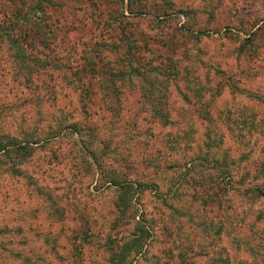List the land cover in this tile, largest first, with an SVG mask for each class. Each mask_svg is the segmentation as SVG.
I'll list each match as a JSON object with an SVG mask.
<instances>
[{"label":"rangeland","instance_id":"374dc122","mask_svg":"<svg viewBox=\"0 0 264 264\" xmlns=\"http://www.w3.org/2000/svg\"><path fill=\"white\" fill-rule=\"evenodd\" d=\"M22 2L37 5L0 0V22ZM54 3L48 44L66 66L41 74V97L0 66V142H35L25 157L0 153V264H114L91 241L109 231L120 191L107 183L113 175L151 184L127 195L130 223L114 231H152L131 264H264V196L251 190L264 187V0ZM99 41L118 44L124 61L138 48L148 65L134 64L146 74L171 71L149 75L159 88L151 93L140 72L108 63L109 73L133 76L116 83L124 94L99 90L96 75L86 93L70 75L91 66ZM121 100V111L110 109Z\"/></svg>","mask_w":264,"mask_h":264},{"label":"trees","instance_id":"16d2710c","mask_svg":"<svg viewBox=\"0 0 264 264\" xmlns=\"http://www.w3.org/2000/svg\"><path fill=\"white\" fill-rule=\"evenodd\" d=\"M34 1H36L37 5L28 9H25V5H23L24 3L22 2L21 5L23 6L21 10L19 9V6V8H17L14 12H11L10 14L7 13L5 20L0 22V66H10L13 80L18 81L21 85H23L27 90L26 92L28 95L38 99L41 97L38 92V89L42 87V85L38 83L41 74L50 73V71L52 72L53 70L57 69L61 70V68L63 69L66 64L63 62V57L57 55L56 53V56L53 54L52 48L51 50L49 49L51 45L48 44L51 43V41L54 43L55 37L57 35L53 28V24H51L49 17L51 16L49 14L50 10H48L53 9L56 4H51V0ZM43 1L47 3V5H43ZM132 10L133 5L130 4L126 11H129L131 14H133V17H135L134 14L136 12H132ZM127 18L128 16L125 14V9L122 8V11L118 13V16L113 20L118 25L122 26L126 24L125 20ZM118 28L122 30L120 27ZM183 32L189 33V31L186 29H183ZM119 40H122V37H120ZM120 42V44L124 46L126 39H123ZM117 45L118 44L108 45V43H105V41L96 42L92 45L94 48H90V50L87 52V55L90 56L89 60L91 61V66H79L72 73V75H70L76 79L75 82L81 84L84 92L88 93V91L91 89V93H93L91 79H94V75H96L102 79L101 83L97 85L99 90H102L104 87L105 89H113V93L116 95L124 94V92L119 89L116 83L118 81L125 82L133 80V78H131L133 76H125L123 74V70L118 69L116 72L109 73L106 69V67L109 66L108 63L116 66V68H119L123 64L125 68L132 69L134 73L135 71L140 72L141 74H138L143 75L142 79L146 81L148 85L146 88L149 90V92L153 93L155 89H159L156 88L154 82L149 79V75L155 72L158 75L161 73H169L168 71L171 68L169 70L165 68H153L148 70L146 74L145 71H140L136 67V64H134L139 60V62H145V64L148 65L146 61H142L140 59V53H138L140 50L136 48V51L132 52V50L128 48L129 51L126 54L124 61L123 54L120 53L122 50H115L118 47ZM10 48L13 49L11 50ZM40 48L48 49V52L36 50ZM109 51L111 52L110 55L113 57L112 61L107 59V55L105 54ZM116 53H119V55H116ZM167 61V64H164V62H159L156 64V66H168V64L171 66V62L169 60ZM88 63L90 65V62ZM150 66H155V64H152L151 62ZM108 77L109 84L106 86L105 79ZM124 78L126 79L123 80ZM45 87L48 89V85ZM25 89L23 90L24 93H26ZM149 96H151V94H149ZM157 104H162V106L165 107V98L163 101H153L151 105L153 108H156ZM114 106L118 108L115 110L121 111L123 106L122 100L115 102L112 107L110 106V109H112ZM156 112L159 115V119L161 121L162 118L164 119L166 117L163 115V111L157 110ZM73 129L76 135L79 136L81 134L79 126L75 125ZM79 140L82 147L85 146V151L89 154V156H91V150H89V146L84 142L82 135L79 136ZM11 141L14 142L9 145L0 142V153L8 156L11 150H13L16 151L20 157H25L32 152V144H35V142L30 139L18 141L12 138ZM111 160L114 162L116 161L114 159ZM128 177L129 176L120 177L119 175H113L107 182L111 185L118 186L120 189L118 198L115 201V207L111 212V216H113V218L109 222V231L105 233L103 237L99 236L103 232L91 233V241L95 242V247L101 251L102 255L105 254L109 257L106 258V261L113 262L114 264H131L132 261H135L137 257L142 254L143 247L146 246V239H144L145 233H149V231L152 232L149 229L147 232L146 230L135 228L133 232H130V234L127 232L128 234H126V236L124 234V236L120 235L119 230L116 231L117 233H114V231L119 227L124 225L127 226L130 223L131 216L125 215V212H127L128 201L130 199V196L127 195H130V192H133L132 189H135L134 187H137L134 191H139L141 188L144 189L147 188L148 185H151L142 184L138 179L130 180ZM253 189H256L260 196H264L263 186L256 185L255 187H252L251 190ZM126 197H128V199ZM132 209H134V207ZM129 257L132 259L129 260Z\"/></svg>","mask_w":264,"mask_h":264}]
</instances>
